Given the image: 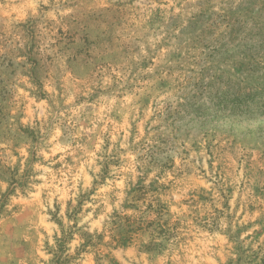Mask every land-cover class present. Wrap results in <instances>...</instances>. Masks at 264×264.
I'll return each mask as SVG.
<instances>
[{
  "label": "clouds",
  "instance_id": "clouds-1",
  "mask_svg": "<svg viewBox=\"0 0 264 264\" xmlns=\"http://www.w3.org/2000/svg\"><path fill=\"white\" fill-rule=\"evenodd\" d=\"M0 264H264V0H0Z\"/></svg>",
  "mask_w": 264,
  "mask_h": 264
}]
</instances>
